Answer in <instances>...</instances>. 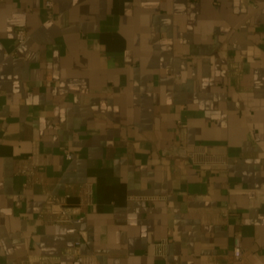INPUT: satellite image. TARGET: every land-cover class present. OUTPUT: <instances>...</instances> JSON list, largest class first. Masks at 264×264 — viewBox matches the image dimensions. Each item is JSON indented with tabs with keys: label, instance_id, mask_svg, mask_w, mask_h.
<instances>
[{
	"label": "crops",
	"instance_id": "obj_1",
	"mask_svg": "<svg viewBox=\"0 0 264 264\" xmlns=\"http://www.w3.org/2000/svg\"><path fill=\"white\" fill-rule=\"evenodd\" d=\"M235 237L264 264V0H3L0 264H224Z\"/></svg>",
	"mask_w": 264,
	"mask_h": 264
},
{
	"label": "built area",
	"instance_id": "obj_2",
	"mask_svg": "<svg viewBox=\"0 0 264 264\" xmlns=\"http://www.w3.org/2000/svg\"><path fill=\"white\" fill-rule=\"evenodd\" d=\"M2 1L3 0H0V3ZM44 7L46 9H52L53 8V3L51 1H46L44 3ZM15 39H16L18 44L24 43L26 41V39H27L25 30L22 29V28L17 29L16 32H15ZM180 154L181 155H185V151L181 149ZM65 158L67 160H70V154L67 151L65 153ZM21 172L29 174L30 171L23 170ZM87 189L88 190L86 191V193L88 194V197H89L91 195L90 188H87ZM85 204H86L85 206H87V207L90 206V204L88 202V199L85 201ZM59 207H60V209H59L58 217L54 220L55 224H59V223H73V222H75L76 224H81L82 223L84 214H83V212L81 211L80 208H78L75 211H73L72 208H69V207H66V206H63V205L59 206ZM73 215H74V217H72ZM78 235L80 237V241H84L85 240V233L83 231L79 230L78 231ZM80 241L75 243L74 248L66 249L65 250V254L66 255H73L72 251H75L76 253H75L74 259H75V261L78 264H98L97 259H96V255H94V254H88V255L80 254V252L78 251V248L81 245ZM241 257H242V248H241V244H240V239L238 237H235L234 240H233V248H232L231 259L229 261L225 262L224 264H238L241 261ZM211 264H220V263L215 261V262H213Z\"/></svg>",
	"mask_w": 264,
	"mask_h": 264
}]
</instances>
